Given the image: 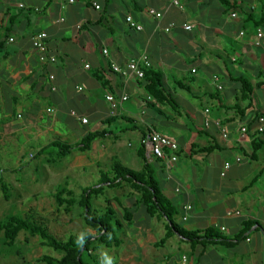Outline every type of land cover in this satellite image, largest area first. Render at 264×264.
<instances>
[{"label":"crops","instance_id":"0c3cea01","mask_svg":"<svg viewBox=\"0 0 264 264\" xmlns=\"http://www.w3.org/2000/svg\"><path fill=\"white\" fill-rule=\"evenodd\" d=\"M70 1L0 0V141L16 145L23 137L40 152L54 142L77 145L89 133L106 132L88 154L74 150L72 164L113 159L124 164L129 154L118 145L124 130L115 134L112 124H131L124 128L138 138L140 160L142 141L154 130L179 144L180 162L168 174L162 162L147 159L178 211L176 218L182 217V228L201 238L193 246L173 235L182 246L163 262L182 264L187 257L188 264H264V133L259 131L264 129V47L254 45L257 30L264 29V0H188L183 10L171 8L170 0ZM151 9L163 19L151 16ZM129 16L144 30L132 29ZM42 32L49 35L54 64L42 62L33 46ZM142 56L151 63L141 67L144 74L151 68L164 75L177 111L150 99L144 78L125 80L113 71V65L126 67ZM243 80L254 86L246 99ZM107 95L128 97L116 116ZM184 112L197 121L194 127L183 120ZM188 205L193 210L185 220ZM137 212L132 233L135 246L144 251L147 225L139 222L144 213ZM211 231L221 239L205 242Z\"/></svg>","mask_w":264,"mask_h":264},{"label":"rangeland","instance_id":"374dc122","mask_svg":"<svg viewBox=\"0 0 264 264\" xmlns=\"http://www.w3.org/2000/svg\"><path fill=\"white\" fill-rule=\"evenodd\" d=\"M178 92L180 97L183 92ZM187 114L183 113V120L189 127H194L195 120L188 118L190 113ZM159 119L166 120L165 118ZM195 122L197 124V121ZM94 124L91 126L92 129ZM124 125L125 127L131 126L128 122H124ZM124 125L112 124L109 129L115 134L124 130L118 145H124L129 157L123 165L138 172L143 168L142 160L136 156V152L140 148L138 138L130 133L132 131L127 132ZM140 126L143 128L142 123ZM158 130L166 135H174L173 132L160 127ZM51 137L53 138V136ZM26 140L22 137L20 144L16 143V145L8 142V140L7 142L4 139L0 141V177H3L11 185V199L9 201H6L0 188V223L9 215L21 214L26 218L33 217L39 223L44 224L53 235L64 241L73 235L95 234V231L86 224L84 210L79 204H75L71 208V212L68 213L64 208L58 207L54 194L59 186L64 187L65 184H68L69 188L74 191L75 200L80 201L85 188L98 187L101 171H111L114 159L102 161L99 164L90 162L92 166H89L87 162L72 164L73 158L71 156L62 160H53L55 157L50 158L48 154V156L42 155V151L37 150V145L30 148L26 144ZM103 142L107 146L112 144V140L104 139ZM129 144H132L133 148L129 147ZM31 153L36 155L34 159ZM86 153L88 154L89 151ZM98 165H100L99 168ZM83 166L88 169H82ZM155 177L158 181L161 180L159 174H156ZM138 198V194L130 188L124 187L120 190L107 189L104 196L97 200L93 198L92 202L95 210L99 213L105 212L106 207H111L122 218L124 210L133 206ZM176 221L181 227H186L181 216L177 217ZM139 222L144 227L147 225L145 228H147L148 236H146L147 243L144 244V251L137 249L136 244H134L136 242V236L133 237L132 233L134 225L128 227L125 224L128 230L125 229L121 234L124 241L123 246L114 249L103 247L98 252L101 262H105V264H168V262H163V259L173 252L172 255H176L175 252L182 244L174 236L167 240L164 245H160L161 240L166 238L168 234L169 224L167 221L142 216ZM1 237L2 234H0ZM152 242H158V245L155 246ZM16 248L15 254H0V264H43L38 262L43 256L59 259L63 255L44 246L38 237H32L24 232L19 235ZM184 256L186 255L184 254ZM138 257L140 258L139 261Z\"/></svg>","mask_w":264,"mask_h":264},{"label":"trees","instance_id":"16d2710c","mask_svg":"<svg viewBox=\"0 0 264 264\" xmlns=\"http://www.w3.org/2000/svg\"><path fill=\"white\" fill-rule=\"evenodd\" d=\"M144 81L146 90L150 99L156 103L169 106L177 111L179 103L176 96L167 86L165 77L162 73L154 69H146ZM254 86L249 80H243L242 95L246 99L253 94ZM106 132L89 133L77 145H71L63 142H54L44 150L42 155L55 157L53 160H62L71 155L74 150L88 152L97 139L105 138ZM139 152V156L144 162L140 171H134L125 167L119 161H114L113 168L109 172H101V180L98 187H89L83 190L80 201L75 200L74 191L68 184L64 187L59 186L54 198L58 207L64 208L66 212H71L75 204L84 210L86 224L95 231V234L86 233L84 235H73L64 241L53 235L49 229L42 223H39L33 217H24L21 214L9 215L0 223V254H15L17 239L24 232L32 237H38L43 245L53 249L60 254L61 258L43 256L38 262L43 264H105L99 259L98 252L106 247L108 249L121 248L124 244L121 233L124 232L126 225H134L136 214L141 210L148 218H158L166 220L168 225V234L162 239L160 245H164L173 235L178 234L183 239L191 241L193 246L201 243V238L195 233L184 230L176 222L178 211L174 203L163 193L159 181L156 179L153 166L148 161L144 146ZM56 149L57 151H55ZM49 152H52L49 154ZM55 152V153H54ZM124 187L130 188L139 198L135 204L124 210V216L121 218L118 212L106 207L105 212L99 213L93 205V198L96 200L104 196L107 189L120 190ZM0 188L6 201L11 199V185L0 177ZM126 224V225H125ZM221 239L213 235V231L207 232L205 242Z\"/></svg>","mask_w":264,"mask_h":264},{"label":"built area","instance_id":"2783aa9c","mask_svg":"<svg viewBox=\"0 0 264 264\" xmlns=\"http://www.w3.org/2000/svg\"><path fill=\"white\" fill-rule=\"evenodd\" d=\"M188 0H170V7L171 8H176L183 10L185 7V4ZM70 3H74V0H71ZM21 8H25V5H20ZM96 10H101V6L98 4H95ZM149 14L153 16L156 20L160 21L163 19V14L156 11V10H149ZM233 17H236L235 14L232 15ZM127 23L132 29H136L137 31H143L144 28L140 25H138L132 17L127 18ZM185 30L191 31L192 27L191 26H184ZM171 28L167 29L166 32H170ZM241 37L245 35V32H241ZM48 40H49V35L46 32H42L35 36L32 39L33 46L35 49H37L41 53V61L48 64V63H56L57 59L54 56H49V47H48ZM14 40L11 39V42ZM254 45L257 48L264 47V29L260 28L257 30L256 33V40L254 42ZM104 54L108 56V50L104 51ZM151 67V63L149 62V59L146 56H142L138 60H133L131 61L126 67H121L118 65H113V71L120 74L125 78V80H131L134 77H137L139 79H143L145 74L144 71L141 67ZM86 69H90V66L87 65ZM195 72V71H194ZM51 80H54V77H50ZM214 83L216 84L217 88L219 90H222V85L219 83V78L215 77L214 78ZM55 90V89H53ZM106 100L110 105L111 108V115L116 116L118 109L120 106L128 100L127 96H124L121 98V100H117L114 96L107 95ZM49 112H52L49 111ZM210 111H206V115H209ZM75 115V114H74ZM83 124H88V120L86 118H79ZM264 122V120H262ZM217 124V123H216ZM206 127H210L212 125L211 118L207 116V119L205 121ZM243 133L246 134V129H242ZM260 133H264V129L261 128ZM227 138V136H225ZM142 145L144 146L146 157L148 159H156L160 162H162L168 174L173 171V169L179 164L180 162V146L177 142L172 140L169 137L163 136L160 133L155 132L154 130H151L149 135L145 137L142 141ZM242 159H237L238 162H240ZM231 164L226 163L225 165V171L230 170ZM226 174L224 173L223 176ZM193 207L191 205L185 206L184 211H185V217L184 219L187 220L190 212H192ZM240 212H237L236 215H240ZM231 215V213H229ZM223 231L226 229L223 228ZM182 264H188V259L187 257H184L182 260Z\"/></svg>","mask_w":264,"mask_h":264}]
</instances>
